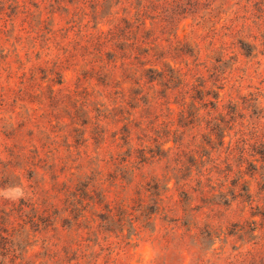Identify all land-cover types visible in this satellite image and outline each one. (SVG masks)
Here are the masks:
<instances>
[{"label": "rangeland", "instance_id": "obj_1", "mask_svg": "<svg viewBox=\"0 0 264 264\" xmlns=\"http://www.w3.org/2000/svg\"><path fill=\"white\" fill-rule=\"evenodd\" d=\"M261 151L264 0H0V264H264Z\"/></svg>", "mask_w": 264, "mask_h": 264}, {"label": "trees", "instance_id": "obj_2", "mask_svg": "<svg viewBox=\"0 0 264 264\" xmlns=\"http://www.w3.org/2000/svg\"><path fill=\"white\" fill-rule=\"evenodd\" d=\"M143 24H145V22H143ZM101 34V39H102V41L104 40V41H106L105 39H106V35H103V32H101L100 33ZM152 68H148V71H150V72H152L153 70H151ZM155 78H151V80H149V82H152L153 80H154ZM218 96H216V98H217ZM259 154H261V155H263L264 156V151H261V152H258Z\"/></svg>", "mask_w": 264, "mask_h": 264}]
</instances>
